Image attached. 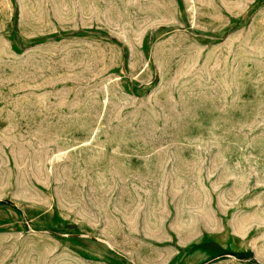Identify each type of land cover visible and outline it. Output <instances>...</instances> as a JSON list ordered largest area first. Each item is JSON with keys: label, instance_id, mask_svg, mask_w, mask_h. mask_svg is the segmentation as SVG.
<instances>
[{"label": "rangeland", "instance_id": "1", "mask_svg": "<svg viewBox=\"0 0 264 264\" xmlns=\"http://www.w3.org/2000/svg\"><path fill=\"white\" fill-rule=\"evenodd\" d=\"M0 264H264V0H0Z\"/></svg>", "mask_w": 264, "mask_h": 264}]
</instances>
